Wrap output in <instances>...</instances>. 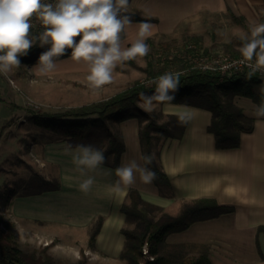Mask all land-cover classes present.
<instances>
[{
	"label": "crops",
	"instance_id": "1",
	"mask_svg": "<svg viewBox=\"0 0 264 264\" xmlns=\"http://www.w3.org/2000/svg\"><path fill=\"white\" fill-rule=\"evenodd\" d=\"M134 10L152 18L148 20L153 25L154 34L149 38L152 39L170 36L186 18L203 12L232 10L235 16L243 15L248 24L251 20L247 15L252 13L254 21L260 22L264 16V0H129L127 11ZM133 22V28L127 30L128 37L134 35L135 26L140 21ZM55 62L56 68L45 75L37 72V63L28 65L27 73L35 78L33 84H29L32 83L30 79L21 78L22 73L19 77L28 87L40 88L41 103L46 105L57 101L44 97L48 88L59 90L57 87L71 86L75 89L74 83L88 84L82 81L86 75L82 62L73 61L70 55ZM129 67L127 63L116 67L114 73L118 80ZM140 78L136 77V80ZM76 89L85 90L82 87ZM0 98L6 102L5 94ZM234 100L245 114L254 117V127L241 134L238 147L230 149L215 147L214 135L207 130L211 120L208 110L183 103L154 102L153 108L164 115H176L181 111L190 113L183 136L167 138L160 145L161 166L170 182L168 195L162 194L154 182L143 183L139 174L134 185L114 193L111 186L118 178L115 168L106 165L89 173L95 177V183L85 194L78 187L84 177L80 176L71 155L66 152V141L33 143L35 159L31 164L33 167L22 174L24 183L35 172L48 180L58 179L60 188L40 193L18 189L10 197L2 213L14 223L20 246L35 249L39 246L31 244L40 237L51 242L48 252L60 259L66 255L69 259H65L72 263L83 258L85 264H124L119 258L125 243L121 232L124 225L121 206L128 190L135 188L144 199L162 206L171 214H177L184 201L193 199H212L218 204L232 206L230 213L196 221L185 230L168 234L166 242L207 244L211 264H264V232L258 235L262 257L256 246L257 227L264 225V117L255 114L257 106L250 98L235 96ZM70 105L72 103L65 106ZM113 128L121 133L125 144L119 166L133 159L144 165L138 120L128 118L113 124ZM5 133L6 128L0 130V141L6 139ZM2 160L0 158V187L6 184V167ZM98 216L104 219L92 247L89 245L92 223Z\"/></svg>",
	"mask_w": 264,
	"mask_h": 264
},
{
	"label": "trees",
	"instance_id": "2",
	"mask_svg": "<svg viewBox=\"0 0 264 264\" xmlns=\"http://www.w3.org/2000/svg\"><path fill=\"white\" fill-rule=\"evenodd\" d=\"M127 12L133 21L152 19L142 15L138 10ZM232 21L246 27L249 25L243 16L232 15ZM260 22L264 23V16ZM75 39L78 40L79 37ZM236 41L240 44L238 39ZM227 46L228 49H232L233 44L227 43ZM47 48L48 45L43 47L38 43L33 45L27 55L19 57L20 63H36L39 55ZM70 52V49L67 50L66 54L59 58L69 56ZM133 62L134 60H129L124 63ZM166 65L169 67L171 64ZM176 66L182 67L179 63H176ZM159 68V72L153 76L161 74L164 68ZM179 81V90L171 102L188 104L211 113L207 130L214 135L216 148H236L240 145L241 134L253 130L254 117L245 114L234 98L244 96L250 98L257 108L264 106V78L259 77L255 71L245 70L230 77H222L219 73L190 69L180 73ZM154 88L155 85L150 83L135 81L110 97L61 112L34 114L31 121L45 131H50L52 137L50 140H64L72 147L90 144L100 149L106 158L103 165L117 168L125 144L121 133L113 128V124L128 118H136L143 164L145 156L152 157V163L147 167L156 173L153 182L160 188L162 194L168 195L171 192L170 182L161 166L160 145L167 138H181L187 122L181 123L177 115H164L156 108L151 113L141 108L139 94H150ZM24 184L29 186L23 191L26 193H40L60 188L58 179L48 180L35 172ZM15 192L14 187L6 184L0 188V264H61L48 252L47 246L39 251L20 246L14 231V223L2 213ZM232 211V206L218 204L212 199H193L184 201L179 212L171 214L162 206L144 199L137 189L130 188L121 206V212L124 214L121 232L125 237V243L119 258L125 264H211L209 245L168 243L166 236L185 230L196 221L218 217ZM103 219V216H98L92 223L89 239V245L92 247ZM260 232H264V225H259L256 231V246L262 257L258 241ZM145 242L148 243L149 252L155 255L152 261L143 258L142 246ZM73 264H84V260L80 258Z\"/></svg>",
	"mask_w": 264,
	"mask_h": 264
},
{
	"label": "clouds",
	"instance_id": "3",
	"mask_svg": "<svg viewBox=\"0 0 264 264\" xmlns=\"http://www.w3.org/2000/svg\"><path fill=\"white\" fill-rule=\"evenodd\" d=\"M128 3L129 0H0V74L7 75L18 68L19 57L27 55L38 43L41 47L48 45L38 57L39 74L52 72L56 59L70 49L71 59L83 63L85 79L91 88L99 89L111 83L118 65L148 54L146 41L154 34L151 23L140 21L134 35L127 36V30L132 29L134 23L127 14ZM35 24L42 30L33 34ZM237 38L241 63H247L254 71H264V23L250 22L248 31L238 30ZM179 76V72H165L152 79L149 83L155 85L154 91L139 94L141 108L151 113L154 102L174 101L180 87ZM255 114L264 117V106H259ZM176 115L181 123L190 119L187 111ZM66 152L84 177L79 182V190L87 194L95 183V177L89 173L105 163L104 152L90 144L77 145L75 150L69 144ZM144 162L141 165L133 159L115 168L118 179L111 191L120 193L131 187L137 174L143 183L151 184L156 179V173L147 167L152 157L145 156Z\"/></svg>",
	"mask_w": 264,
	"mask_h": 264
},
{
	"label": "rangeland",
	"instance_id": "4",
	"mask_svg": "<svg viewBox=\"0 0 264 264\" xmlns=\"http://www.w3.org/2000/svg\"><path fill=\"white\" fill-rule=\"evenodd\" d=\"M232 15H234V12L228 10L209 14L203 12L196 16H190L182 21V23L175 29V32L170 36L149 39L147 41L149 46L148 54L142 58L137 57L134 59V62L129 64L130 67L126 71L127 73L124 74L123 78L120 77L121 79L118 80L116 73L113 72L112 82L99 89H93L89 84L81 83H74V85L78 88L82 87L85 90H78L76 89L77 87L73 89L71 86L57 87L59 90L48 88L49 90L48 92L45 91L44 97L49 101H51V99H57L56 102L51 101L50 105L41 103V95L39 93L40 88L34 89L32 86L28 87L29 85H25L19 80L20 73H22L21 78L25 77L26 80L30 79V81H32V83L29 84L35 82V78L30 77V74L27 73L29 69L28 65L31 64L20 63V66L14 68L9 74H0V96L2 97V94H5L6 97L5 103L0 98V130L6 128V139L0 141V158L4 159V161L2 160V164L6 167V185H9L10 183L11 187H14L16 190L20 189L24 191L25 189H28L29 186L24 184L22 174H25V172L33 167L31 165L35 159L33 143L52 139L50 131H45L44 128L32 123V115L48 112H61L72 107H78L110 97L114 95V92L131 85L135 81L147 84L151 79L156 78L165 72H175L177 66L173 65L168 67L165 65V61L162 62L160 59L158 51L161 49L164 51L178 50L187 44H195L204 51H220L240 54L238 51L240 44L236 41L238 39L237 32L240 29L248 31V27L235 24L232 21ZM247 18L248 20H251V22L254 21L252 13L248 14ZM163 43H165V45ZM227 43L233 44L232 49H228ZM159 67L164 68L160 72L161 74L153 76L159 72ZM139 76H141V78L136 80V77ZM82 81H86V79ZM67 103H72V105L65 106ZM19 171L21 172V175L19 174ZM30 187H32V185ZM35 242L36 243L31 245L39 246L35 248L37 251L44 246H51L50 241L42 240L40 237H36ZM145 243L142 246L143 258L144 260L147 259L152 261L155 255L150 253L149 249L148 253L145 254L143 251ZM146 247L148 248V243L146 244ZM150 256H152L153 259H151ZM55 258L58 259L61 264H73L78 261L72 263V261L65 259L67 258L66 255L61 257L63 260L59 257ZM85 263L84 260V264ZM93 264L102 263L95 262Z\"/></svg>",
	"mask_w": 264,
	"mask_h": 264
},
{
	"label": "built area",
	"instance_id": "5",
	"mask_svg": "<svg viewBox=\"0 0 264 264\" xmlns=\"http://www.w3.org/2000/svg\"><path fill=\"white\" fill-rule=\"evenodd\" d=\"M49 2H52V0H49ZM40 30H42L41 27L38 24H35L32 32L33 34H36ZM158 52L160 54V59L162 60V62L165 61L166 64H171L169 67L173 65L176 66V63L181 64L182 67H176L177 69L175 72L172 71L173 73H184L185 71L190 69H200L219 73L222 77H230L233 74L245 70H253V68L249 67L247 63H241L242 57L240 54H232L229 52L220 51H204L195 44H187L184 47H181V49L179 48L178 50L164 51L161 49ZM255 72L259 77L264 78V71L255 70ZM146 244L147 243H145V246L143 248L145 254L148 253ZM150 258L153 259L152 256H150Z\"/></svg>",
	"mask_w": 264,
	"mask_h": 264
}]
</instances>
